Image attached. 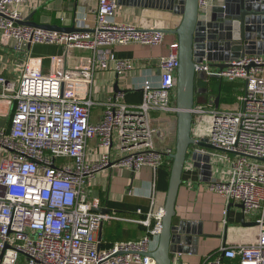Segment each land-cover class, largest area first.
<instances>
[{
  "label": "built area",
  "instance_id": "built-area-1",
  "mask_svg": "<svg viewBox=\"0 0 264 264\" xmlns=\"http://www.w3.org/2000/svg\"><path fill=\"white\" fill-rule=\"evenodd\" d=\"M198 1L201 20L219 5L218 0ZM26 2L0 0L2 43L26 54L29 46L43 44L62 46L65 55L86 50L92 56L66 67L62 57L52 55L48 69L41 58L29 57L19 81L0 76V100L14 106L9 126L0 127V264H157L150 253L158 244L163 206L155 207V197L146 217L133 219L146 226L144 236L103 247L98 231L106 221L122 218L99 211L101 201L89 188L100 172L112 167L134 172L149 167L154 174L171 168L175 149L156 148L160 130L153 119L154 113L178 111V40L158 59L159 85L147 82L139 104L115 92L94 122L96 73L112 69L120 77L136 67L135 60L118 58L115 48L161 46L166 33L155 25L119 20L117 0H97L91 30H43L23 23ZM196 71L207 79L197 81L190 155L206 151L216 160L219 150L199 145L205 138L223 149L220 157L229 174L210 189L228 202L243 204L244 214L256 225L253 240L222 244L202 264H264V162L257 159L264 158V54L232 58L224 68L211 67L205 58ZM210 77L240 84L234 104L215 105L217 95L203 83ZM92 140L97 152L88 148Z\"/></svg>",
  "mask_w": 264,
  "mask_h": 264
},
{
  "label": "crops",
  "instance_id": "crops-1",
  "mask_svg": "<svg viewBox=\"0 0 264 264\" xmlns=\"http://www.w3.org/2000/svg\"><path fill=\"white\" fill-rule=\"evenodd\" d=\"M218 3L223 4L224 0H218ZM96 6L97 0H27L22 10L25 20L91 30L95 23ZM117 17L119 20L141 27L155 25L160 28H175L180 19L178 15L167 10L130 6H120ZM175 40H178L176 35L166 33L165 43L161 46L129 44L116 47V56L135 60L136 67L127 75L120 77L112 69L96 73L91 94L95 101L92 105L93 121L100 120L104 109L103 102L115 92H123L124 99L128 103L139 104L143 99L142 87L147 82L159 85L158 59L168 53L169 44ZM52 55L62 57L63 64L66 67H72L80 60L85 61L84 58L91 57L92 52L71 50L65 55L62 46L35 44L29 46L26 54L2 43L0 36V76L17 81L20 69L29 57L41 58L45 69H48ZM206 82H203L204 85ZM116 88L119 90L117 91ZM241 92L239 91L238 94ZM236 100L237 97L234 103ZM13 111V104L0 100V121L4 122L3 126H9ZM153 124L160 130L154 138L156 148L175 149L176 113H154ZM88 148L92 152H97L96 140L90 141ZM115 148L113 150L119 154L120 151L116 145ZM205 153L207 152L202 154ZM223 153L219 151L216 160H211L209 164L204 160L198 161L192 156L193 153L189 155L176 202V222L184 220L200 224L203 235L199 237L195 245H192L191 252L173 254V264H202L208 256L216 253L222 244L251 241L256 236L254 220L244 214L241 203L228 202L222 195L210 189L211 183L228 177L227 164L221 161L222 168H218L217 165L218 157L221 160L220 156ZM169 169V167H163L154 174L149 167H144L140 172H134L119 166L108 168L96 176L89 189L90 194L101 201L99 211L112 213L122 218L106 221L98 231L103 247L121 240L139 239L146 234V226L133 219L146 217L145 212L152 204V196L155 197L156 208L164 206L168 188L165 174ZM138 209H142L144 214L138 213ZM228 262L237 263L236 260Z\"/></svg>",
  "mask_w": 264,
  "mask_h": 264
},
{
  "label": "water",
  "instance_id": "water-1",
  "mask_svg": "<svg viewBox=\"0 0 264 264\" xmlns=\"http://www.w3.org/2000/svg\"><path fill=\"white\" fill-rule=\"evenodd\" d=\"M117 2L119 6L167 10L180 17L175 28H162L165 33L176 35L179 43L176 82L177 132L163 206L161 232L157 247L150 253L157 264H173V254L191 252L192 245H195L203 235L200 224L184 220L176 222V202L183 183L190 147L195 143L192 132V109L198 92L197 81L207 79L204 72L196 71V65L206 58L211 67L224 68L227 61L232 58L245 54H264V0H224L223 4L215 5L211 9L207 20L200 19L198 0H117ZM23 23L50 31H80L74 27L30 20ZM220 100L218 95L215 99L216 106L220 105ZM199 145L207 150L223 151L209 143L207 138L200 141ZM192 156L208 164L211 161L208 153L195 151ZM257 159L264 162V158ZM240 206L243 208V204Z\"/></svg>",
  "mask_w": 264,
  "mask_h": 264
},
{
  "label": "trees",
  "instance_id": "trees-1",
  "mask_svg": "<svg viewBox=\"0 0 264 264\" xmlns=\"http://www.w3.org/2000/svg\"><path fill=\"white\" fill-rule=\"evenodd\" d=\"M236 82H228L220 80L215 77H210L207 81V88L209 92L220 95L221 102H230L236 99L238 92L240 91V84ZM170 176V169L166 172V186L168 187V181ZM122 241V240H121Z\"/></svg>",
  "mask_w": 264,
  "mask_h": 264
},
{
  "label": "rangeland",
  "instance_id": "rangeland-1",
  "mask_svg": "<svg viewBox=\"0 0 264 264\" xmlns=\"http://www.w3.org/2000/svg\"><path fill=\"white\" fill-rule=\"evenodd\" d=\"M21 72H22V69H20V75H21ZM20 75L18 76L17 81H19V79H20ZM230 103L233 104V103H234V100H233V101H230ZM3 124H4V122H3V121H0V127H2ZM218 161H219V162H217L218 168H222V167H221L222 165L220 164L221 160H220L219 157H218ZM223 164H224V163H223ZM220 165H221V166H220Z\"/></svg>",
  "mask_w": 264,
  "mask_h": 264
}]
</instances>
